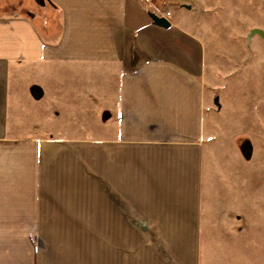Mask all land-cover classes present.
<instances>
[{"label": "crops", "instance_id": "crops-1", "mask_svg": "<svg viewBox=\"0 0 264 264\" xmlns=\"http://www.w3.org/2000/svg\"><path fill=\"white\" fill-rule=\"evenodd\" d=\"M186 4L0 0V264H60L47 235L83 232L196 234L186 264H264V226L203 222L209 59ZM83 116L104 123L105 193H49Z\"/></svg>", "mask_w": 264, "mask_h": 264}, {"label": "rangeland", "instance_id": "rangeland-1", "mask_svg": "<svg viewBox=\"0 0 264 264\" xmlns=\"http://www.w3.org/2000/svg\"><path fill=\"white\" fill-rule=\"evenodd\" d=\"M186 6L200 20L209 59L203 139L209 168L203 180V222L246 229L262 227L264 40L258 35L250 38L249 34L254 29L264 30V0H189ZM84 117L81 137L67 138L81 149L66 154L65 168L60 170L65 177L59 179V171H51L47 180L59 185H50L49 193L79 194L84 198L90 193H105V138L100 136L104 134L100 124L104 123H97V137L90 136L95 123ZM102 204L98 203L99 210ZM82 205L88 210L89 202ZM204 236H220L227 241L239 235ZM243 236L248 237V231ZM47 237L51 242L48 252L56 253L60 264H186L179 260L185 258L182 244L192 238L196 242L201 235L83 232Z\"/></svg>", "mask_w": 264, "mask_h": 264}, {"label": "water", "instance_id": "water-1", "mask_svg": "<svg viewBox=\"0 0 264 264\" xmlns=\"http://www.w3.org/2000/svg\"><path fill=\"white\" fill-rule=\"evenodd\" d=\"M153 20H154L155 24L160 26V27L168 29L171 26V23L169 21H167L166 19H163V18H158L156 15H153ZM256 35H258L259 37H261L264 40V30L254 29L249 34V37L251 38V37L256 36ZM215 103L218 104L217 99H216Z\"/></svg>", "mask_w": 264, "mask_h": 264}, {"label": "built area", "instance_id": "built-area-1", "mask_svg": "<svg viewBox=\"0 0 264 264\" xmlns=\"http://www.w3.org/2000/svg\"><path fill=\"white\" fill-rule=\"evenodd\" d=\"M146 5L155 8L156 3L158 0H142ZM156 9V8H155ZM154 15H156L158 18L166 19L170 22V20L173 17V12L167 9H157L154 11Z\"/></svg>", "mask_w": 264, "mask_h": 264}]
</instances>
